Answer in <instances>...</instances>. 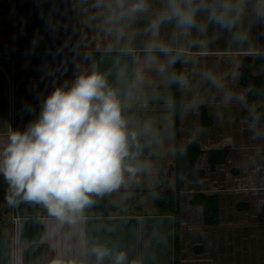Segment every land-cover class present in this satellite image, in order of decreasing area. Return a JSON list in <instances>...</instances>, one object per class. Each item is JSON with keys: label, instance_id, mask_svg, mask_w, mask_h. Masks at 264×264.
Returning <instances> with one entry per match:
<instances>
[{"label": "crops", "instance_id": "obj_1", "mask_svg": "<svg viewBox=\"0 0 264 264\" xmlns=\"http://www.w3.org/2000/svg\"><path fill=\"white\" fill-rule=\"evenodd\" d=\"M132 2L127 0V4ZM223 2L203 0L208 6ZM232 2L236 3V0ZM147 3V11L134 17L117 19L113 17V12L119 16L116 0H0V153L10 142L12 133H24L30 124L37 121L44 101L56 88L70 89L82 74H102L107 86L116 92L119 102L123 100V103H132V106L154 101L148 97L150 91L162 93L167 90L171 96L170 81L175 55H179L182 69L180 147L185 149L194 139H199L203 152L198 167L206 170V176L199 181L178 179L173 170L175 154L168 164L161 154L125 159V164L137 171L134 174L125 172L124 183L109 191L119 210L124 212H112L110 216L100 218L76 216L74 220L41 217L44 231L39 242L21 236L22 226L27 221L22 219L15 244L12 202L8 199L11 188L0 174V264H13L15 252H18L21 264H27L25 254L34 247L48 251L39 252L30 264H53L57 259L67 264H97L92 252L95 245H103L113 253L125 252L126 264L135 224L138 264H176L175 217L171 214L159 215L155 207L158 196L166 189L173 188L177 192L181 213L180 264H264V260L258 263L246 260L248 256L250 258L249 249L241 251L243 257L240 260L236 240H241L247 226L257 229V223L264 221V155L252 153L258 157L257 161L253 156L249 160L242 159L240 155L245 146H240L242 142L239 140L240 136L246 138L256 131L260 134L263 129L247 128L246 120L243 123L231 120L227 109L216 115L213 109L203 104L201 107L207 108L212 120L211 126L216 124L219 127L217 119L225 120L223 123L227 126L228 143L220 146L211 144L221 131L212 135L204 133L202 129L199 133L195 131L201 123V107L189 103L188 96L193 94L191 89L195 79L192 77L190 84L186 82L190 79L187 72L196 71L193 65L203 58L220 54L247 56L264 53V49L251 44L250 35L252 26L257 27L258 19L261 20V27L264 24V0H240L242 14L237 22H244L249 46L230 50H204L189 46V39H194L192 35L201 34L205 28L204 20L209 21L207 7H202L197 13L194 27L185 29L178 27L174 19L165 20L159 25L158 34L153 36L152 22L167 10L168 0H147ZM195 3L200 4L201 0H195ZM149 45H155L157 50L149 53ZM160 46L165 47L166 51H160ZM161 69L168 73L167 86L155 84V74ZM193 90H196L195 87ZM168 103L173 104V99ZM132 112L127 106L122 108L124 119H128ZM138 113L142 115L141 110ZM138 120L136 116L127 125L129 135L133 133ZM142 131L143 135L149 137L152 149L153 135ZM162 141H165V137ZM216 148H228L227 162H233L227 179H224L227 193L212 185L218 183L215 179L211 181L218 169L210 172L205 158L207 150ZM156 161L160 163L156 165ZM248 169L257 172L255 177L245 175ZM237 182L239 185L260 184L262 196L259 200L263 202L260 207H255L248 190L235 191ZM200 193L219 196V224H207L203 207L190 203ZM16 198L19 202L20 197ZM97 219L108 222L94 227V239L95 236L89 233L88 223ZM113 260L114 256L105 257L103 264H113Z\"/></svg>", "mask_w": 264, "mask_h": 264}, {"label": "clouds", "instance_id": "obj_2", "mask_svg": "<svg viewBox=\"0 0 264 264\" xmlns=\"http://www.w3.org/2000/svg\"><path fill=\"white\" fill-rule=\"evenodd\" d=\"M207 7L209 20L231 28L242 14L240 0H224L217 5L195 0H168L167 10L152 22L153 36L165 20H175L178 27L196 25V15ZM119 16L134 17L148 9L147 0H116ZM157 50L149 45V53ZM160 51H166L160 46ZM135 133H131L135 139ZM0 153V174L8 182L12 202L43 204L49 214L60 220H74L76 214L92 203L90 194H102L119 188L124 173L137 169L125 164L129 156L127 122L121 116L116 92L105 77L93 72L80 75L70 89L56 88L44 101L39 118L24 133L14 132ZM92 252L97 264L114 256L113 264H125L123 251L113 253L103 245ZM53 264H62L59 259Z\"/></svg>", "mask_w": 264, "mask_h": 264}, {"label": "rangeland", "instance_id": "obj_3", "mask_svg": "<svg viewBox=\"0 0 264 264\" xmlns=\"http://www.w3.org/2000/svg\"><path fill=\"white\" fill-rule=\"evenodd\" d=\"M257 12H259V10H257ZM257 21V27L253 25L252 30L250 31L252 39L251 44L253 46L264 49V24H262L261 27V20L259 21L258 19ZM204 23L205 28L203 32L201 34L192 35V37L194 38L192 41L191 39H189L190 47L204 50H230L249 46V41H247L248 34L244 31L245 26L243 24V21L237 22L231 28L223 27L210 20H204ZM255 27L257 28V30ZM244 57L245 55L228 56L220 54L203 58V60H198L196 64L193 65V69L196 71L187 72L190 79H188L186 82L187 84H190L192 81L191 79H195L193 88L195 87L196 90L194 91L192 88L191 90L193 94H189L188 96L190 104H196L197 108H200L203 104H206L211 109H213L216 115L222 113L225 109H227L226 113L229 115L231 120H235L237 123L246 120L245 125L248 126L247 128L262 127L263 130L260 134L256 131L252 133L251 136L246 138L244 135L240 136L239 140H241L242 142L240 146H245V149H242V155L240 156L242 157V159L246 158L249 160L253 156L252 153H262L264 155V124L258 125L257 123H251L252 121H249L242 117V112L244 110H247L250 111V113L257 114L259 113V110L264 106V102L259 101L253 106H249L247 104V100L244 95V91L246 90L240 85L239 79V71ZM167 76L168 73L164 72V69H161V72H156L155 84H164L165 86H167V84L165 83ZM141 90L143 91L144 89ZM148 97L150 100L154 101H150L147 105H143L140 103L134 104V106H132V103H123V100H121L119 102L121 106V116L123 119L125 118V115H122L123 107L127 106L132 109L133 112L130 114V117L128 119H124L127 122V125L137 116L139 120L133 128V133H135L138 137L143 135L142 130H146L147 133H151V135H153V146L152 149L150 148V154H161L165 156V160L168 164L172 161V158L175 154L174 111L173 104L168 103V101H172L173 97L172 95L170 96L167 93V90L163 91L162 93L158 92V90L156 91V93L150 91ZM139 110H141L142 115L138 113ZM217 121L220 128L216 126V124L214 126H202V124L200 123L198 124L195 131H198L199 133L202 129L204 133L211 135L212 133L221 131L219 132L220 136L214 142H210L211 144L220 146L227 144L229 140L227 136V126H225L226 124L223 123L225 122V120L217 119ZM164 137L165 141H162ZM158 140H161L162 142H157ZM167 141L169 144H167ZM252 158L256 161L258 160V157H256L255 155ZM202 159L204 160V158ZM159 163V161H156V165H158ZM231 165H233V162L231 164L227 162L224 165L218 166L217 173L212 175V177H214L211 181H213L214 179L218 181L217 184L213 183L212 185L219 191H225L224 193H227L228 191V187L224 179H227V175L231 169ZM255 170H245V175L251 178L255 177L254 175H256L257 173H255ZM257 171L258 173L260 172L259 169H257ZM253 179L255 180L256 178ZM238 183L239 182H237V189H235V191H241L242 189L248 190L250 192L249 194L251 195L250 197L255 202V207H260L263 203L259 200V198L262 196L259 189L260 184L243 183L239 185ZM251 187H255V189L251 190ZM171 190H173L174 193L176 192L175 188ZM238 200L239 199H237V201ZM257 219L258 216H256V220ZM256 226L258 227L257 229H252L251 226L250 228L249 226H247L246 231L243 232L241 240H239L240 238H236L237 246H239V254L237 253V257H239L240 260L243 257L242 255H240L242 253L241 251H244V249L250 250V258L248 256V258L245 259L250 260L251 263H258L260 260H264V221H262L261 223H257Z\"/></svg>", "mask_w": 264, "mask_h": 264}, {"label": "trees", "instance_id": "obj_4", "mask_svg": "<svg viewBox=\"0 0 264 264\" xmlns=\"http://www.w3.org/2000/svg\"><path fill=\"white\" fill-rule=\"evenodd\" d=\"M177 54V53H175ZM175 65L171 76V89L173 97V111L175 118V167L176 176L178 179L186 178L191 181H199L206 176V170L198 167V162L202 156V146L199 139H194L185 149L180 147V126H181V74L179 55H175ZM240 85L246 90L244 95L249 106L255 105L257 102H264V53L261 55H247L242 61L239 71ZM242 117L249 121H254L264 124V106L259 110V113L253 115L250 111L244 110ZM201 124L202 126H211L212 120L208 115L207 108L201 107ZM150 154V141L147 135L135 137L129 135V156L125 159H134ZM229 157L228 148H216L206 151L205 158L208 165V170L214 172L218 166L227 162ZM92 203L86 206L82 213L76 216H92L106 217L112 212H124L119 210V207L113 201L110 192L102 194H90ZM190 203L192 205H201L204 210L205 222L209 225H217L220 223V199L219 196L206 195L203 193L195 195ZM19 213L23 218H27L22 226L21 236L33 242H39L43 236L44 226L41 222V217L52 216L43 204H38L29 201H23L21 198L18 202ZM156 212L159 215L171 214L176 221V264L181 263L180 248H179V228H180V203L177 197V192L171 189L163 191L156 200ZM135 223L134 220H130ZM108 221L103 219L91 220L88 223L89 233L94 237V227L100 223ZM137 225L131 233L133 238L132 246L130 247L129 261L126 264H138V248L136 242ZM96 236L94 237V239ZM48 251L42 247L33 248L26 252L25 260L30 264L36 255L41 251ZM67 264V263H62Z\"/></svg>", "mask_w": 264, "mask_h": 264}, {"label": "built area", "instance_id": "obj_5", "mask_svg": "<svg viewBox=\"0 0 264 264\" xmlns=\"http://www.w3.org/2000/svg\"><path fill=\"white\" fill-rule=\"evenodd\" d=\"M12 211H13L12 221H13V225H14V238H15V244H17L18 235L20 234V229H21V220L27 219V218H23L19 213V205H18V199L17 198L16 199L14 198L12 201ZM13 264H21L20 256H19L18 252H15V254H14Z\"/></svg>", "mask_w": 264, "mask_h": 264}]
</instances>
